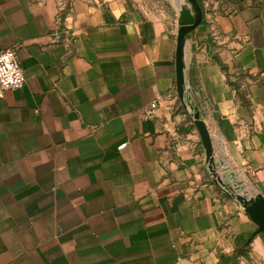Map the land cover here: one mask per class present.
Here are the masks:
<instances>
[{
  "label": "crops",
  "instance_id": "0c3cea01",
  "mask_svg": "<svg viewBox=\"0 0 264 264\" xmlns=\"http://www.w3.org/2000/svg\"><path fill=\"white\" fill-rule=\"evenodd\" d=\"M187 6L0 0V52L25 77L0 98V264H264V234L215 185L177 96ZM200 6L187 101L225 183L264 198V0Z\"/></svg>",
  "mask_w": 264,
  "mask_h": 264
},
{
  "label": "water",
  "instance_id": "95a60500",
  "mask_svg": "<svg viewBox=\"0 0 264 264\" xmlns=\"http://www.w3.org/2000/svg\"><path fill=\"white\" fill-rule=\"evenodd\" d=\"M188 6L182 7L178 13L179 27L175 49V85L178 99L182 106L189 110L191 121L195 127L205 151V159L210 176L215 185L227 195L241 203L245 214L256 225L257 231L264 234V198L256 193L254 196L246 194L240 196L228 187L227 183L218 175L215 166L213 141L203 119L187 101V69H186V41L193 30L202 21V9L198 0H186ZM229 188V189H228Z\"/></svg>",
  "mask_w": 264,
  "mask_h": 264
},
{
  "label": "built area",
  "instance_id": "2783aa9c",
  "mask_svg": "<svg viewBox=\"0 0 264 264\" xmlns=\"http://www.w3.org/2000/svg\"><path fill=\"white\" fill-rule=\"evenodd\" d=\"M200 5H206L208 0H199ZM25 77L22 69L17 61L14 50H5L0 52V98L9 90H17L23 87ZM157 102L154 101L150 104V111L156 107ZM124 145L118 148L122 149ZM175 264H182L178 261Z\"/></svg>",
  "mask_w": 264,
  "mask_h": 264
},
{
  "label": "rangeland",
  "instance_id": "374dc122",
  "mask_svg": "<svg viewBox=\"0 0 264 264\" xmlns=\"http://www.w3.org/2000/svg\"><path fill=\"white\" fill-rule=\"evenodd\" d=\"M212 132V131H211ZM213 133V132H212ZM224 151H225V148H224ZM230 163H232V160L230 159ZM233 164V163H232ZM233 167H235L234 165H233ZM236 168V167H235ZM236 170L237 171H240V172H242L243 173V176H244V178L247 180V182L250 184V182L248 181V179H247V177L245 176V174H244V171L242 170V169H237L236 168ZM217 173H218V171H217ZM220 174V175H219ZM228 174V171L227 170H223L222 172H220L219 171V173H218V175L223 179V180H225L226 178H228L229 180H230V178H229V176L227 175ZM234 174H235V177H236V173L234 172ZM237 178V177H236ZM238 179V178H237ZM239 180H237V182H238ZM227 185H228V187L230 188V190H232L233 192H234V190H235V194H237V195H240V196H245L246 194H249L248 193V191L246 190V188H245V185H241L240 183H235V182H232V183H227ZM251 185V184H250ZM253 187V185H251V188ZM228 188V189H229ZM253 189L255 190V188L253 187ZM252 189V190H253ZM256 192V191H255Z\"/></svg>",
  "mask_w": 264,
  "mask_h": 264
},
{
  "label": "bare ground",
  "instance_id": "6f19581e",
  "mask_svg": "<svg viewBox=\"0 0 264 264\" xmlns=\"http://www.w3.org/2000/svg\"><path fill=\"white\" fill-rule=\"evenodd\" d=\"M252 188H253V187H252ZM234 192H235V190H234ZM253 193H254L253 195H252V194H251V195L249 194V195H250V196H254V195H255V190H254V189H253Z\"/></svg>",
  "mask_w": 264,
  "mask_h": 264
},
{
  "label": "trees",
  "instance_id": "16d2710c",
  "mask_svg": "<svg viewBox=\"0 0 264 264\" xmlns=\"http://www.w3.org/2000/svg\"><path fill=\"white\" fill-rule=\"evenodd\" d=\"M198 2H199V0H198ZM199 4H200V2H199Z\"/></svg>",
  "mask_w": 264,
  "mask_h": 264
}]
</instances>
